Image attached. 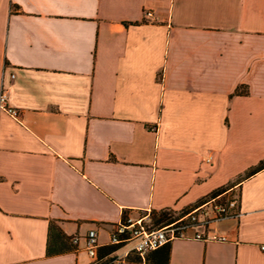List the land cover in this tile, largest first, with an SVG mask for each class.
Instances as JSON below:
<instances>
[{"label": "crops", "instance_id": "crops-1", "mask_svg": "<svg viewBox=\"0 0 264 264\" xmlns=\"http://www.w3.org/2000/svg\"><path fill=\"white\" fill-rule=\"evenodd\" d=\"M0 87V264H89V230L104 258L125 218L223 191L225 240L148 261L264 264V0H0Z\"/></svg>", "mask_w": 264, "mask_h": 264}, {"label": "built area", "instance_id": "built-area-1", "mask_svg": "<svg viewBox=\"0 0 264 264\" xmlns=\"http://www.w3.org/2000/svg\"><path fill=\"white\" fill-rule=\"evenodd\" d=\"M150 15V12H146ZM14 75L11 74V77ZM0 111H4L14 119L20 116V110L8 102L7 92L0 87ZM207 161L209 158L206 159ZM239 215L238 197L223 191L209 197L193 209L183 213L173 221L154 229L146 228L142 218H125L113 226L110 232V245L116 246L115 252L107 257L100 258L97 254L98 240L95 230H89L85 236V250L91 258L89 264H129L128 258L133 255L138 264H153L148 261L147 255L174 238L182 237L186 231L193 230V237L197 239H221L224 236H215L207 233L208 227L225 218H235ZM203 229V230H202ZM77 237L72 238L76 243ZM129 245V246H128ZM128 246L127 248H125ZM264 252V243L259 245ZM124 250L117 252V250Z\"/></svg>", "mask_w": 264, "mask_h": 264}, {"label": "trees", "instance_id": "trees-1", "mask_svg": "<svg viewBox=\"0 0 264 264\" xmlns=\"http://www.w3.org/2000/svg\"><path fill=\"white\" fill-rule=\"evenodd\" d=\"M261 167H262V165H259L256 168H254V170L255 169H259ZM219 192H220V190H217L215 193H219ZM158 212H159V215H158V219L157 220L159 222L165 221L166 223H169V222L173 221L174 219H176L177 217H179L180 215H182L183 213H185L184 211L179 212L180 215H178L177 217H175V216H173L171 214L173 212H172V210L170 208L162 209V210H159ZM115 249H116V246L110 245V246H108L106 248V252H111V251H114ZM163 255H164V253H161L160 256L163 257Z\"/></svg>", "mask_w": 264, "mask_h": 264}, {"label": "rangeland", "instance_id": "rangeland-1", "mask_svg": "<svg viewBox=\"0 0 264 264\" xmlns=\"http://www.w3.org/2000/svg\"><path fill=\"white\" fill-rule=\"evenodd\" d=\"M171 210L173 212V213H171L173 216L177 217L178 215H180L179 212L174 211L173 209H171ZM158 215H159V212L158 211H156V212H150L149 215L145 219H143L146 228H148V229H154V228L160 227L163 224H166L165 221L159 222L157 220L158 219Z\"/></svg>", "mask_w": 264, "mask_h": 264}]
</instances>
